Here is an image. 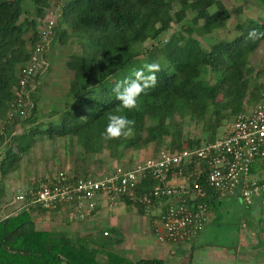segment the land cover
I'll return each instance as SVG.
<instances>
[{"label": "trees", "instance_id": "obj_1", "mask_svg": "<svg viewBox=\"0 0 264 264\" xmlns=\"http://www.w3.org/2000/svg\"><path fill=\"white\" fill-rule=\"evenodd\" d=\"M29 1L30 11L24 14L30 19L24 18L23 22L18 19L24 0L0 1V123L6 122L18 71L38 41V21L52 6V1L58 7V14L51 45L62 46L72 39L78 50L70 53L64 62L71 77L66 104L51 112L58 116V121H47L43 127L31 126L27 132L30 141L14 135L12 129L18 122L33 123L34 107L30 108L29 118L16 117L0 127V148H4L0 160L1 178L16 171L20 156L27 152L31 142L44 138L70 137L77 149L86 153L96 148L116 154L127 149H143L150 144L158 147L164 138L170 140L168 151L197 148L200 145L197 140L187 141L185 147L178 146L183 120L209 117L205 142H210L225 112L235 117L245 111L244 104L264 97V86L254 80L246 58L264 41V19L260 23H237L233 39L214 42L207 50L192 37L194 33L209 35L225 25L228 13L219 0ZM255 1L264 8V0ZM174 3L177 10H173ZM210 9L213 12L210 13ZM174 24L181 30L176 32V38L167 41L166 53L157 55L142 50L143 43L155 39ZM155 26L157 31H154ZM249 33H254L253 38H249ZM154 61L161 65L156 86L140 96L138 109L119 113L135 121L132 134L114 142L104 140L102 133L107 117L115 114L119 104L114 88L132 78L144 64ZM208 74L213 81L204 86L202 82ZM34 78L37 76L30 81ZM110 79L113 83H109ZM218 96V108L213 110ZM145 122L150 124L144 126ZM263 169L264 160H260L250 167L249 174ZM185 172L190 174V169ZM85 177L82 173L71 180ZM196 183L204 193L200 202L214 208V201L219 200L217 194L202 177H198ZM155 185L153 179L146 178L137 186L136 197L147 196ZM160 202V199H151L148 204L124 200L123 205L136 207L137 214L143 216L151 209L157 210ZM44 212L30 209L0 220V264H163L156 259L130 262L115 254L112 248L119 245L122 238L112 230L106 232V236L102 231L75 235L73 239L61 231H37L32 217ZM154 217L155 214L152 219Z\"/></svg>", "mask_w": 264, "mask_h": 264}, {"label": "built area", "instance_id": "obj_2", "mask_svg": "<svg viewBox=\"0 0 264 264\" xmlns=\"http://www.w3.org/2000/svg\"><path fill=\"white\" fill-rule=\"evenodd\" d=\"M52 14L49 12V17L42 21L38 41L18 71L6 122L0 123V127L16 117L25 118L26 110L31 108L25 109L26 87L38 70L45 69L42 55L52 38ZM260 160H264V103L236 115L218 137L197 148L163 151L155 158L98 178L72 181L43 177L0 202V220L30 209H68L80 217L91 214L101 203L112 208L122 205L124 200L148 204L151 199H160L150 232L157 243L178 244L191 239L210 220L209 207L200 202L204 193L197 178L202 177L219 199L237 196L242 204L249 205L261 193L249 174L250 167ZM188 169L190 174L185 172ZM146 178L153 179L156 185L147 196L136 197L137 186Z\"/></svg>", "mask_w": 264, "mask_h": 264}, {"label": "rangeland", "instance_id": "obj_3", "mask_svg": "<svg viewBox=\"0 0 264 264\" xmlns=\"http://www.w3.org/2000/svg\"><path fill=\"white\" fill-rule=\"evenodd\" d=\"M6 1V0H0ZM225 7L228 13V20L225 25L219 30L213 31L209 35L198 36L194 33L192 37L199 41L202 48L207 50L211 44L214 42H228L234 38L236 35L235 25L237 23L245 24L247 21L262 22L264 19V8L259 6L255 0H219ZM51 7L45 11L44 17L38 21L36 31L42 25V21L49 17V12H52L53 17L56 19L58 14V7L54 6V2H51ZM173 10H177L178 6L176 3L172 5ZM30 1L24 0L22 5L21 16L18 22H23L24 18L30 19L24 14L25 11H30ZM187 12V10L185 11ZM209 12H213L210 9ZM190 15L188 14L187 21ZM188 24V23H187ZM189 25V24H188ZM158 27H154V31H157ZM181 30L177 25H171L169 29L161 32L155 39H149L142 44L143 51L156 52L157 55H163L167 51L166 43L169 39L176 38V32ZM52 39V38H51ZM51 41V40H50ZM78 50L77 45L72 39H69L66 44L60 46L56 43L49 44L48 49L44 52L42 60L46 65L44 70H38L36 76L32 81L29 82L28 88L26 90L28 99L26 100V107H34L35 109V121L29 124L16 123L13 126L12 133L14 135L22 136V140L30 141L27 132L31 126L43 127L47 121H58V116L51 115L52 110L58 107L64 106L65 95L67 91L68 81L70 80L71 74L65 69L64 62L66 61L70 53H74ZM248 65L253 70L254 80L257 84L264 86V41H262L257 48L247 57ZM213 77L208 74L202 85L206 86L211 84ZM109 83H113V79L109 80ZM30 95L33 98H30ZM219 96L216 101H214L213 110H217ZM264 103V97L257 100L252 104H244V110H251L256 105ZM25 118H29L30 109L27 111ZM187 117V115H186ZM234 116L229 113H224L223 118L219 127L216 129L215 138L218 137L226 128H228ZM20 118V119H25ZM150 123L145 122L144 126H148ZM209 124V117H205L201 120L191 121L187 118L181 122V132L179 137L178 146L185 147L187 141H199V143H204L207 139L208 133L206 128ZM141 136L143 134H140ZM114 142L113 140H110ZM170 140L164 138L161 145L158 147L150 144L146 148L134 150L127 149L122 152L111 154L106 150L101 148H96L91 152H81L70 140V137L65 139H54V140H35L31 142L30 147L24 155L20 156L18 167L15 172L6 175L5 177H0V189L1 197L0 202L7 200L10 196H13L17 191H21L24 188L30 187L41 178L45 177L48 179L65 177L66 179H72V177L79 176L82 173L86 177L98 178L118 170L127 169L136 163H142L145 159L155 158L161 152H169ZM170 149V151H174ZM4 148H0V160L3 155ZM251 180L255 181L259 187L264 186V169L256 171L254 175H250ZM260 196V195H259ZM258 196V197H259ZM257 197V198H258ZM256 198V199H257ZM253 201V200H252ZM123 207V208H122ZM211 209V207L209 206ZM114 209V208H113ZM122 209V210H121ZM63 210V209H62ZM108 210V209H107ZM111 209H109L110 211ZM68 210L64 209L60 213H44L38 214L32 217L34 223L35 219H41L43 224H47L48 228L60 229L67 222L66 217L69 218ZM137 208L134 206L126 207L121 205L115 210H111V214L118 215L121 213L120 217L116 219H107V221L102 224L103 221L94 222L95 232L100 233L101 228H116L118 230V236H122L123 240L127 242L126 247H128L127 235L130 234L134 238L138 237L140 230L137 228L139 221H143L149 224L152 216L156 214L157 210H149V214L140 216L137 214ZM148 211V210H147ZM213 212V213H212ZM212 215L215 217L213 221L212 239L213 242L222 245L224 239L226 238V230L229 225L240 224L247 226V228L252 230V235L256 233V226L254 220L256 213L258 211L256 208H244L235 200H227L224 198L219 204L215 205L211 211ZM114 216V217H115ZM125 218L122 219V218ZM138 217H142L138 219ZM120 219V220H119ZM128 220H134L135 226H129ZM91 220V219H90ZM89 219L83 224V229L78 232L77 235H86L85 226L91 224ZM120 221V223H119ZM50 225H49V224ZM87 223V224H86ZM112 224V225H111ZM118 224V226H117ZM36 229H43L44 226L39 227L34 225ZM73 228H75L73 226ZM74 233V229H71ZM260 233V232H259ZM154 243V240H151ZM125 242V243H126ZM231 245V244H230Z\"/></svg>", "mask_w": 264, "mask_h": 264}, {"label": "crops", "instance_id": "obj_4", "mask_svg": "<svg viewBox=\"0 0 264 264\" xmlns=\"http://www.w3.org/2000/svg\"><path fill=\"white\" fill-rule=\"evenodd\" d=\"M260 188V196L257 199H254L249 205L242 204L237 196L227 198L228 201L235 200L244 208H256L258 214L256 213L254 220L256 226V233L254 236L252 235V230L247 228V226L233 224L228 226L225 232L226 238L222 245L213 242L212 230L214 227L212 225L215 217L212 215L213 212L211 213V207V209L209 208V222L189 240L178 244L157 243L150 232L151 221H149L148 224L145 219V222L139 221L137 224V228L140 230L137 238H134V236L130 234L127 235L128 239H130L128 247H126L127 242L124 241L121 236L122 242L119 245L113 246L112 251L130 262L156 259L162 261L163 264H264V186H261ZM222 200L223 199L215 200L214 205L219 204ZM119 206L121 207V205ZM119 206L107 208L101 203L91 214L82 215L80 217L77 214L72 215L71 211L67 209L69 218L66 217V225L64 224L60 229L56 230L48 228V225L43 224L41 219H35V227L44 226L43 229L35 228V230L61 231L64 232L68 238L73 239L79 231L84 230L83 223L88 219H91V224L85 226L86 234L95 232L94 222L103 221L102 224L104 225L107 219H116L117 217H120L122 215L121 213L116 216L111 214V210H115V208H118ZM109 209L111 210L109 211ZM63 210L57 209L55 212L50 213L56 214L61 211L63 212ZM44 213H41V215ZM141 218L142 217H138V219ZM122 219L125 220L124 217ZM127 223L129 226H135L133 219H127ZM73 226L75 228H73ZM71 229H74L75 232L73 233ZM111 230L114 233H118V230L114 228V226H112V228L104 227L99 231L108 232ZM113 234H111V236ZM151 240H154V243H152Z\"/></svg>", "mask_w": 264, "mask_h": 264}, {"label": "clouds", "instance_id": "obj_5", "mask_svg": "<svg viewBox=\"0 0 264 264\" xmlns=\"http://www.w3.org/2000/svg\"><path fill=\"white\" fill-rule=\"evenodd\" d=\"M254 33H249L253 38ZM258 38V34H256ZM161 71L159 62L146 63L132 74V78L117 84L114 88L116 100L119 102L115 114H109L107 125L102 133L104 140L118 139L121 136H130L133 132L135 121L126 115L119 114L124 111L131 112L139 108V98L147 89L154 88L157 84V73Z\"/></svg>", "mask_w": 264, "mask_h": 264}]
</instances>
